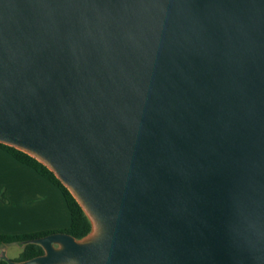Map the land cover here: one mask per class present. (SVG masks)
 <instances>
[{
  "label": "water",
  "instance_id": "95a60500",
  "mask_svg": "<svg viewBox=\"0 0 264 264\" xmlns=\"http://www.w3.org/2000/svg\"><path fill=\"white\" fill-rule=\"evenodd\" d=\"M0 143L91 224L8 264H264V0H0Z\"/></svg>",
  "mask_w": 264,
  "mask_h": 264
},
{
  "label": "crops",
  "instance_id": "0c3cea01",
  "mask_svg": "<svg viewBox=\"0 0 264 264\" xmlns=\"http://www.w3.org/2000/svg\"><path fill=\"white\" fill-rule=\"evenodd\" d=\"M69 224L60 190L0 147V233L57 231Z\"/></svg>",
  "mask_w": 264,
  "mask_h": 264
},
{
  "label": "trees",
  "instance_id": "16d2710c",
  "mask_svg": "<svg viewBox=\"0 0 264 264\" xmlns=\"http://www.w3.org/2000/svg\"><path fill=\"white\" fill-rule=\"evenodd\" d=\"M0 147L11 154L17 161L27 166L33 168L38 174L49 180L53 185H55L65 200L67 209L70 214V224L66 229L57 231H44L35 232L29 234H2L0 233V245L8 243H20L22 245V250L16 261H23L35 256L41 255L43 249L38 244L30 243L29 240L44 236L53 232H65L76 239H80L87 235L91 230V224L83 212L82 208L79 206L77 201L67 190V188L55 177V175L43 164L38 162L35 158L29 156L28 154L5 144L0 143ZM0 264H8L4 260H0Z\"/></svg>",
  "mask_w": 264,
  "mask_h": 264
},
{
  "label": "rangeland",
  "instance_id": "374dc122",
  "mask_svg": "<svg viewBox=\"0 0 264 264\" xmlns=\"http://www.w3.org/2000/svg\"><path fill=\"white\" fill-rule=\"evenodd\" d=\"M22 250V245L20 243H8L0 245V256L4 252L7 258L12 261H16L20 252Z\"/></svg>",
  "mask_w": 264,
  "mask_h": 264
}]
</instances>
